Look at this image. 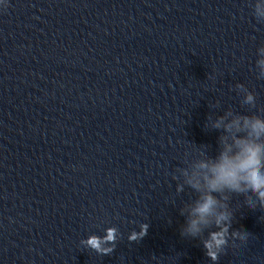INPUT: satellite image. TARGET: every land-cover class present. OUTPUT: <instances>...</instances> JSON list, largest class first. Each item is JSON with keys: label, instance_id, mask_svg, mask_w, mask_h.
Returning <instances> with one entry per match:
<instances>
[{"label": "clouds", "instance_id": "1", "mask_svg": "<svg viewBox=\"0 0 264 264\" xmlns=\"http://www.w3.org/2000/svg\"><path fill=\"white\" fill-rule=\"evenodd\" d=\"M256 14L258 16L264 15V9L257 6ZM264 63V62H261ZM249 101L252 99L251 96L248 97ZM238 121H234L233 124L238 126ZM245 126L251 129V133L255 134L256 137L264 134V120L245 119ZM219 127V124H217ZM238 151L234 155H229L228 152L221 154L219 160L214 163L209 171L211 172L210 177H206L207 187L209 193L212 191H221L223 188L227 187L234 191H244L245 188L241 187L243 183L247 189H251L257 194L261 201H264V171H261V152L262 148L260 145L252 143L245 140H238L236 142ZM231 149H229L230 151ZM201 168H208L207 164L201 163L199 165ZM198 187V185H193ZM217 203L215 198L210 194L203 198V202L199 203L194 209L200 217V221H204V218L210 215L213 211L214 205ZM227 219L223 214L217 218V224L222 220ZM206 222V221H204ZM197 220L191 222V230L197 231ZM216 246H220L225 241L223 240V232L213 233L212 241L207 242L205 247L211 250L213 243ZM99 239L91 238L89 244L96 247L99 250ZM209 255L214 254L209 251Z\"/></svg>", "mask_w": 264, "mask_h": 264}]
</instances>
